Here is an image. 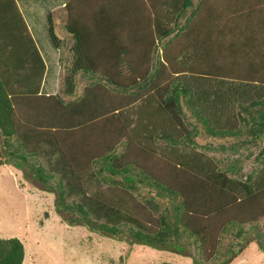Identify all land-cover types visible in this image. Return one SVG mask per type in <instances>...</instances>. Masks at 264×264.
<instances>
[{"label": "trees", "instance_id": "1", "mask_svg": "<svg viewBox=\"0 0 264 264\" xmlns=\"http://www.w3.org/2000/svg\"><path fill=\"white\" fill-rule=\"evenodd\" d=\"M64 8L73 60L63 91L74 95L76 74L87 79L67 102L40 91L45 62L17 1L0 0V153L55 188L58 210L73 222L126 233L129 243L184 252L187 238L197 254H185L204 264L217 257L224 232L252 230L264 251V145L259 164L233 176L229 163L194 148L179 107L185 102L210 136H238L245 122L249 137L262 138L264 51L254 40L264 30V0H67ZM55 12L46 15L48 34L62 49ZM219 50L256 75L238 78L213 64L210 52ZM40 140L59 150L62 167L79 175L92 166L108 184L99 208L51 180L35 158ZM24 253L18 236L0 235V264H22Z\"/></svg>", "mask_w": 264, "mask_h": 264}, {"label": "rangeland", "instance_id": "2", "mask_svg": "<svg viewBox=\"0 0 264 264\" xmlns=\"http://www.w3.org/2000/svg\"><path fill=\"white\" fill-rule=\"evenodd\" d=\"M60 8L57 11L59 10L62 15L54 13V31L58 37H65L63 39L67 40L68 45L62 49L54 46L47 33L54 56L46 54V51L51 49L46 50L45 46L42 50L46 51L41 52L37 48L46 66L40 91L56 92L64 102H67L81 94L87 79L82 73L76 74L77 86L74 95H68L63 91L66 67L71 65L73 58L68 50L72 41L71 35L64 29L66 18L63 14L66 9L64 5ZM240 9L238 7L237 11ZM44 19L46 23V17ZM43 34L46 37V33ZM226 35L229 38V33ZM254 44L262 54L264 30L255 34ZM159 45L156 55L161 56L163 47ZM210 57L213 64L238 78L249 74L256 75V72L251 73L252 64L229 61L220 50L217 53L210 52ZM262 83L264 84V81ZM179 107L185 125L195 132L191 144L207 156L214 157L222 167L229 163L235 169L230 170L229 174L244 178L246 172L259 164L256 157L263 148L264 134L262 138L249 137L248 124L242 122L244 126L238 136L213 137L206 134L200 124L195 123L196 119L190 115L185 102H181ZM35 149L36 157L32 156L29 159L35 157L42 166L50 169L55 176L52 181L57 178L63 179L65 189L70 191V198L87 200L93 210L100 207V194L105 193L109 187L106 182L98 183L92 166L78 175L68 167H62L59 150L48 144L47 140L37 142ZM0 154L2 161L0 163V235H14L22 240L25 251L22 264H155L162 260L174 264H194L192 257L185 254H197L195 245L187 238L185 239L188 241L187 249L180 252L170 247L156 248L145 243H129L130 236L126 233H104L90 228L80 220L73 222L70 212L62 213L58 210L55 188H45L42 181L30 174L27 164L18 165L14 160H8L10 156L4 155V148ZM141 191L145 192L144 189ZM145 193L152 194L149 191ZM261 224L264 228V220ZM234 233L235 231L231 234L224 232L223 236L218 238L214 248L218 250L215 253L217 257L204 260V264H218L225 256H228L227 264H264V251L259 248L261 243L258 244L259 241L256 240L253 231L241 232L239 236ZM262 243L264 244V238Z\"/></svg>", "mask_w": 264, "mask_h": 264}, {"label": "crops", "instance_id": "3", "mask_svg": "<svg viewBox=\"0 0 264 264\" xmlns=\"http://www.w3.org/2000/svg\"><path fill=\"white\" fill-rule=\"evenodd\" d=\"M16 1L26 21V24L37 44V47L40 49L41 52L46 51L47 49H51L52 47L47 39L48 24L47 21L45 23L44 18L46 17V14L48 12L57 10L63 5H65V2L67 0H16ZM57 14L62 15V13H60L59 10L57 11ZM63 15L65 16V13ZM43 33H46V37L44 36ZM44 46L46 47V50H42ZM46 54L48 56H52V57L54 56L52 53V49L47 50Z\"/></svg>", "mask_w": 264, "mask_h": 264}]
</instances>
